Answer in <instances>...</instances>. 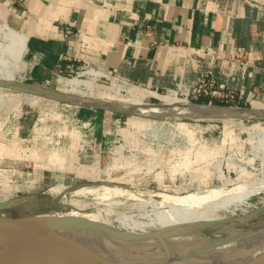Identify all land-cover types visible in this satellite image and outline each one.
Masks as SVG:
<instances>
[{"label":"rangeland","instance_id":"obj_1","mask_svg":"<svg viewBox=\"0 0 264 264\" xmlns=\"http://www.w3.org/2000/svg\"><path fill=\"white\" fill-rule=\"evenodd\" d=\"M21 19L0 0V26L19 33L17 22ZM10 45L8 38L0 35V84H28L54 91L57 97L0 85V203L5 204L0 208V217L83 213L85 220L128 233L130 229L119 221H143L149 211L144 201L159 200L161 196L185 197L199 191L207 197L212 191L225 193L237 186L252 187L264 178L263 118L165 119L87 109L78 105L86 101L60 93L70 94L69 86L76 78L93 81L94 88L103 91L109 102L158 105L161 100L140 94L126 96L125 89L138 85L114 75L98 80L88 75L99 70L92 67L66 69L56 72L60 77L48 84L38 82L31 77L26 51ZM60 78L65 82L60 83ZM117 89L121 95L115 94ZM157 94L168 93L162 90ZM197 102L192 103L200 105ZM214 106L246 109L235 100ZM158 128L160 132L155 131ZM95 183L99 185L90 186ZM82 188L109 197L99 200L89 194H76ZM204 200L215 219H236L233 224L238 227L247 215L251 225L258 222L254 212L264 205V190L248 196L244 203L225 207L221 197ZM156 231L159 229L135 230L144 234ZM87 237L84 232H66L50 239L81 241ZM189 242L200 244L203 240L192 237Z\"/></svg>","mask_w":264,"mask_h":264},{"label":"crops","instance_id":"obj_2","mask_svg":"<svg viewBox=\"0 0 264 264\" xmlns=\"http://www.w3.org/2000/svg\"><path fill=\"white\" fill-rule=\"evenodd\" d=\"M4 2L22 16L16 27L38 82L57 78L58 65L92 67L155 97L204 71L233 92L237 105L264 108V0ZM239 47L247 52L248 66L230 60Z\"/></svg>","mask_w":264,"mask_h":264},{"label":"bare ground","instance_id":"obj_3","mask_svg":"<svg viewBox=\"0 0 264 264\" xmlns=\"http://www.w3.org/2000/svg\"><path fill=\"white\" fill-rule=\"evenodd\" d=\"M0 35L7 37L11 45L25 51V39L17 31L0 26ZM88 75L98 80L107 79L108 76L101 70H93ZM59 82L65 81L60 78ZM10 84L14 82L0 85L10 88ZM69 87L70 94L60 93L100 105L107 110L135 113L151 118L163 116L165 119L196 120L264 119V111L193 104L178 98L174 92L157 95L161 104L141 105L109 102L105 100L104 92L94 88V82L90 80L76 78ZM121 92L117 89L115 94L118 96ZM124 93L130 97L135 94L145 97L149 95V92L134 85L125 89ZM159 130L160 128L155 131L160 132ZM259 190H264V178L252 187L237 186L230 191H224L225 193L212 191L209 197H206L205 192L199 191L185 197L161 196L159 200L144 201L149 206V211L143 215V221L131 223L126 220L119 221L130 229L128 233L85 220L87 216L83 213L68 214L65 217L85 221L94 228L86 230L64 227L40 231L38 237L30 240L31 246L37 249L38 260L33 264H264V218H261L264 212L257 214L258 222L251 225H248L250 216L245 215L241 218V226L237 227L233 224L236 219H215L209 213L211 212L209 204L204 200L221 197L223 198L221 204L225 207L231 203H241ZM76 194H89L99 200L109 197L92 188L79 189ZM146 228L159 231L150 234L135 232V230L144 232ZM66 232H84L88 237L81 241L50 239L51 236ZM191 236L195 241L203 242L200 244L189 242Z\"/></svg>","mask_w":264,"mask_h":264},{"label":"water","instance_id":"obj_4","mask_svg":"<svg viewBox=\"0 0 264 264\" xmlns=\"http://www.w3.org/2000/svg\"><path fill=\"white\" fill-rule=\"evenodd\" d=\"M10 87L22 91L40 94L44 97H57L55 92L23 84H10ZM78 105L104 109L100 105L90 102H78ZM107 110V109H106ZM99 185L97 183L90 186ZM5 204L0 203V208ZM264 212V205L259 207L254 214ZM75 218L64 216H32V217H0V264H33L37 259V249L31 246L30 240L38 237L44 229L81 228L90 229L94 226Z\"/></svg>","mask_w":264,"mask_h":264},{"label":"built area","instance_id":"obj_5","mask_svg":"<svg viewBox=\"0 0 264 264\" xmlns=\"http://www.w3.org/2000/svg\"><path fill=\"white\" fill-rule=\"evenodd\" d=\"M231 61L237 62L242 66H248L247 52L244 48H237L235 53L230 57ZM74 68L72 65H67L64 69L58 65L59 73L63 70ZM83 69V67L81 68ZM60 76V75H59ZM167 93L174 92L175 95L183 97V99L195 102L200 97L210 98L208 105H212L211 99H221L223 103L234 101L233 92L226 91L223 84H218L217 79L212 74L204 71H199L195 81H178L174 89H166Z\"/></svg>","mask_w":264,"mask_h":264},{"label":"trees","instance_id":"obj_6","mask_svg":"<svg viewBox=\"0 0 264 264\" xmlns=\"http://www.w3.org/2000/svg\"><path fill=\"white\" fill-rule=\"evenodd\" d=\"M217 104H221V103H217Z\"/></svg>","mask_w":264,"mask_h":264}]
</instances>
